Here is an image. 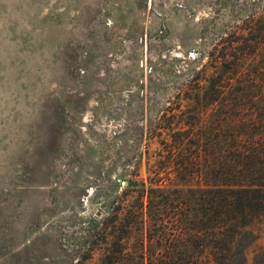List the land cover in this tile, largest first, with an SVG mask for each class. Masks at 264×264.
Segmentation results:
<instances>
[{"label": "rangeland", "instance_id": "1", "mask_svg": "<svg viewBox=\"0 0 264 264\" xmlns=\"http://www.w3.org/2000/svg\"><path fill=\"white\" fill-rule=\"evenodd\" d=\"M258 3L0 0V264L91 252L104 200L160 154L150 129L187 77L184 60ZM250 229L246 264H264V218Z\"/></svg>", "mask_w": 264, "mask_h": 264}, {"label": "trees", "instance_id": "2", "mask_svg": "<svg viewBox=\"0 0 264 264\" xmlns=\"http://www.w3.org/2000/svg\"><path fill=\"white\" fill-rule=\"evenodd\" d=\"M259 2L212 48L184 60L187 77L150 129L160 154L149 157L146 178L137 180L141 162L125 172L105 216L90 221L94 243L76 264H246L251 225L264 218Z\"/></svg>", "mask_w": 264, "mask_h": 264}]
</instances>
